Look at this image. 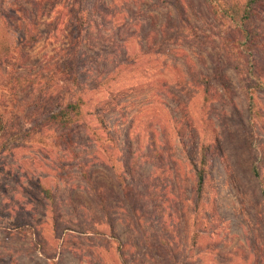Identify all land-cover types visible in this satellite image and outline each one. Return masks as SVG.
Returning a JSON list of instances; mask_svg holds the SVG:
<instances>
[{
	"label": "rangeland",
	"instance_id": "obj_1",
	"mask_svg": "<svg viewBox=\"0 0 264 264\" xmlns=\"http://www.w3.org/2000/svg\"><path fill=\"white\" fill-rule=\"evenodd\" d=\"M95 1L102 18L83 11L80 27ZM232 1L247 0H0V264H264V89L213 12ZM257 11L264 85V0ZM77 97L109 128L85 115L69 148L47 117ZM201 140L219 145L196 205Z\"/></svg>",
	"mask_w": 264,
	"mask_h": 264
},
{
	"label": "trees",
	"instance_id": "obj_2",
	"mask_svg": "<svg viewBox=\"0 0 264 264\" xmlns=\"http://www.w3.org/2000/svg\"><path fill=\"white\" fill-rule=\"evenodd\" d=\"M209 2V0H206ZM262 0H247L243 4H238L237 2H226V3H217L216 6L212 7V10L214 14L221 17L222 21H228L229 24L234 28L235 32L238 33L239 39H235V46L246 56V62H248V68L249 72L248 74V81L251 82V87L254 86V88H263V80L257 74L256 70L257 67L253 64L252 55L254 50L257 48L258 44L260 43L262 37L260 35L259 29L256 27L255 24V18L257 15L258 7L261 6ZM85 11L91 12V16H96L98 18L101 17L99 5L97 1H95L92 6L89 8H82L78 11V14L76 15V20L79 24V26H82V23L79 22L81 12ZM107 15H111L113 17H116L115 12H108ZM107 15H104V20ZM97 26L96 22L90 21V24H93ZM126 25V23H125ZM78 27V26H77ZM118 66V65H117ZM35 85L32 84V87ZM254 91L251 92V94L248 95L250 110L252 111L255 105V96ZM87 105V102L82 97H77L76 100H71L67 102L64 105L59 106L56 110H51L49 112V116L47 117V120H49L53 125L58 126V128L61 130L60 138L64 140V142L67 144V146L70 148L74 145V134L78 129H90V125L88 124L85 115H91L96 119L98 124L101 126L103 130H108V122L106 116L100 114L98 110H87L85 107ZM135 124V118L131 119L128 123V132L127 135H125L126 139V152L129 154L128 158L125 160L124 167L125 170L130 173V175L133 176V172L136 168V152L134 150V144L132 140H130L131 131ZM5 130V121L3 119V116L0 114V133H2ZM108 133V132H107ZM156 144V139L154 135H151L150 137V144L149 147H154ZM219 141L215 142H207L205 140H201L198 142V148H197V156L191 159V166L194 172V187H193V193L196 200V205H199L205 196V189L208 183V180L210 178L211 174V158L212 154L215 150V148H218ZM152 157V156H151ZM145 158L147 160L150 159L149 155H145ZM110 161V160H109ZM86 170V165L82 167V174L84 178L87 180V182L90 184V179L88 177V172ZM264 168L260 165H254L252 168V173L255 178L260 182L262 186V191L264 192ZM155 187L157 186L154 184ZM94 191H100L102 187H94L91 186ZM169 188V185H165L161 187L159 190L161 193L167 192ZM146 191L149 189V184L145 185ZM46 195L49 197H52L51 191L49 189H46ZM154 200L158 201L159 197L162 195H153ZM148 195H145V198H147ZM157 203V202H155ZM161 203V201H160ZM99 208L108 215L109 207L106 203L105 198H101L99 200ZM110 228L113 229V224L109 223ZM179 247V245H178Z\"/></svg>",
	"mask_w": 264,
	"mask_h": 264
}]
</instances>
